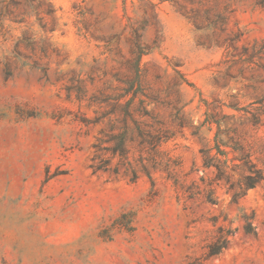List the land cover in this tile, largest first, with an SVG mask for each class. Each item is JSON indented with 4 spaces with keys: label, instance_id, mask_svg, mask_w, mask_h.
Listing matches in <instances>:
<instances>
[{
    "label": "rangeland",
    "instance_id": "obj_1",
    "mask_svg": "<svg viewBox=\"0 0 264 264\" xmlns=\"http://www.w3.org/2000/svg\"><path fill=\"white\" fill-rule=\"evenodd\" d=\"M219 126L238 187L243 151L264 168V0H0V264H264V188L237 204L204 166ZM123 131L135 179L92 167Z\"/></svg>",
    "mask_w": 264,
    "mask_h": 264
},
{
    "label": "trees",
    "instance_id": "obj_2",
    "mask_svg": "<svg viewBox=\"0 0 264 264\" xmlns=\"http://www.w3.org/2000/svg\"><path fill=\"white\" fill-rule=\"evenodd\" d=\"M125 113L130 115V110L127 107H125ZM220 126L218 130V135L216 137V143L213 147L210 148H204L201 150L204 160V166H214L215 167V180L225 181V185L227 187L228 192H232V201L239 203L240 199L245 196L247 191L251 188H255L257 186H262L264 188V168L260 167L257 162H255L252 159V155L249 151H243V155L241 159L244 160V168L247 171V174L241 179V181L238 183V187L235 182L231 181L230 174L227 173L226 167H227V159L222 157H226L229 153L224 147L229 146L227 142H225L222 138L219 137L220 132ZM143 136V132L140 133ZM163 136V130H158V133L153 136V140L156 139L155 142L161 143ZM115 140L114 145H112L109 148H105L100 146L99 144L96 145L97 147V153L93 157L94 160H97L95 164H92V167L95 170H108L110 168V159L113 157H119L118 164L112 168L114 172H119L118 165L122 164L126 167V171H128L131 168V172L133 173L132 179L137 178V173L135 172L134 168L132 167V161L129 158V152L130 149L126 142V136L125 132H120L118 135L113 137ZM216 150L215 153H213V150ZM233 150L241 149L244 150V147L242 144L236 143L232 146ZM106 150L110 151L111 155H107ZM143 170L150 175L149 170L147 169L145 163H142ZM240 216L243 223V228L245 232L250 233L252 235H257L258 231L254 224L255 221V214L254 212L246 213L242 209H240ZM235 232V229H230L229 233L224 234L223 237L215 243H212L209 245V250L207 253V258L213 256V255H219L223 252V250L227 247L230 236H232ZM186 264H203V259H193L188 261Z\"/></svg>",
    "mask_w": 264,
    "mask_h": 264
}]
</instances>
